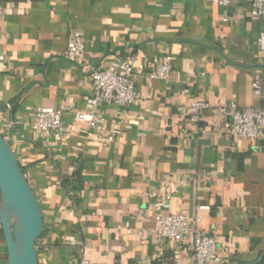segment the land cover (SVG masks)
Masks as SVG:
<instances>
[{
	"label": "crops",
	"instance_id": "1",
	"mask_svg": "<svg viewBox=\"0 0 264 264\" xmlns=\"http://www.w3.org/2000/svg\"><path fill=\"white\" fill-rule=\"evenodd\" d=\"M250 4L0 0V133L41 207L38 264H195L187 243L158 236V202L165 214L198 218L223 264L258 263L264 146L229 137L222 111L230 102L264 111L257 46L264 16L251 15ZM73 30L82 32L83 60L64 56ZM166 55L170 76L149 77ZM115 58L132 62L135 102L99 103L100 129L76 123L69 111L63 137L32 129L39 107L87 109L91 70ZM254 77L262 81L260 99ZM194 101L208 107L193 112ZM74 163L78 176L67 189L62 182ZM2 235L0 228V264H8Z\"/></svg>",
	"mask_w": 264,
	"mask_h": 264
},
{
	"label": "built area",
	"instance_id": "2",
	"mask_svg": "<svg viewBox=\"0 0 264 264\" xmlns=\"http://www.w3.org/2000/svg\"><path fill=\"white\" fill-rule=\"evenodd\" d=\"M221 7H226L230 0H207ZM250 13L253 16H264V0H251ZM226 20V19H224ZM1 37V32H0ZM257 46L264 50V28L258 39ZM64 56L70 61L83 60L84 51L82 32L73 30L67 40ZM132 62L129 59L115 58L108 66L93 69L90 72L91 90L86 97L88 108L85 110H73L67 106L39 107L34 113L32 129L45 136L56 132L60 137L65 134L62 115L65 111L72 113L76 123L84 125L87 129H100L104 118L96 113L99 103L114 104L124 107L135 102L137 92L132 74ZM172 70L171 57L166 55L162 62L157 64L148 73V76L156 79H167ZM262 81L254 77L251 82L252 92L258 99L262 96ZM10 108V104L5 105ZM207 103L194 101L191 110L198 112L201 108H207ZM226 118L227 135L232 138L248 137L261 140L264 146V111L259 105L239 107L230 102L222 108ZM195 117V116H194ZM77 164L71 165V171H75ZM164 203H157V212L154 220L156 230L161 239L187 243L192 249L195 264H223L224 260L217 251V243L214 235L199 230L196 225L198 218L190 219L185 214L163 213ZM161 258L163 255H158ZM173 260L172 257L169 258ZM79 264H90L85 258L79 260Z\"/></svg>",
	"mask_w": 264,
	"mask_h": 264
},
{
	"label": "water",
	"instance_id": "3",
	"mask_svg": "<svg viewBox=\"0 0 264 264\" xmlns=\"http://www.w3.org/2000/svg\"><path fill=\"white\" fill-rule=\"evenodd\" d=\"M0 228L8 264H38L36 242L43 231L41 207L1 133Z\"/></svg>",
	"mask_w": 264,
	"mask_h": 264
},
{
	"label": "trees",
	"instance_id": "4",
	"mask_svg": "<svg viewBox=\"0 0 264 264\" xmlns=\"http://www.w3.org/2000/svg\"><path fill=\"white\" fill-rule=\"evenodd\" d=\"M77 176H78V172L74 171L73 175L70 178H67V179L63 180V182H62L63 186L65 188H67V189H71L73 187L72 183H73V181H75L77 179ZM1 233H2V230H1ZM257 264H264V252L261 254V257H260V259H259Z\"/></svg>",
	"mask_w": 264,
	"mask_h": 264
}]
</instances>
